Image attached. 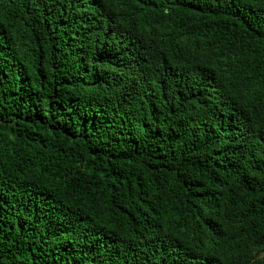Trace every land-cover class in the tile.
Masks as SVG:
<instances>
[{
    "label": "trees",
    "instance_id": "1",
    "mask_svg": "<svg viewBox=\"0 0 264 264\" xmlns=\"http://www.w3.org/2000/svg\"><path fill=\"white\" fill-rule=\"evenodd\" d=\"M0 264H264V0H0Z\"/></svg>",
    "mask_w": 264,
    "mask_h": 264
}]
</instances>
